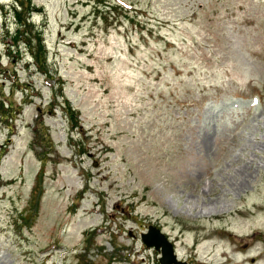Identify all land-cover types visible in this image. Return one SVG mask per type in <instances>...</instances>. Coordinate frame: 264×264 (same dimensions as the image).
Segmentation results:
<instances>
[{
    "label": "rangeland",
    "instance_id": "obj_1",
    "mask_svg": "<svg viewBox=\"0 0 264 264\" xmlns=\"http://www.w3.org/2000/svg\"><path fill=\"white\" fill-rule=\"evenodd\" d=\"M14 2L0 264H264V0Z\"/></svg>",
    "mask_w": 264,
    "mask_h": 264
},
{
    "label": "water",
    "instance_id": "obj_2",
    "mask_svg": "<svg viewBox=\"0 0 264 264\" xmlns=\"http://www.w3.org/2000/svg\"><path fill=\"white\" fill-rule=\"evenodd\" d=\"M141 238L146 247L162 253L161 264H186L179 261L174 245L161 230L151 226L148 233L142 234Z\"/></svg>",
    "mask_w": 264,
    "mask_h": 264
},
{
    "label": "trees",
    "instance_id": "obj_3",
    "mask_svg": "<svg viewBox=\"0 0 264 264\" xmlns=\"http://www.w3.org/2000/svg\"><path fill=\"white\" fill-rule=\"evenodd\" d=\"M26 5H27V8L28 6L31 5V0H25L24 1V4H22V0H15L14 2V6H15V10H22L24 8V11L23 13H26L27 11V8H26ZM39 66H43L41 62H37Z\"/></svg>",
    "mask_w": 264,
    "mask_h": 264
},
{
    "label": "bare ground",
    "instance_id": "obj_4",
    "mask_svg": "<svg viewBox=\"0 0 264 264\" xmlns=\"http://www.w3.org/2000/svg\"><path fill=\"white\" fill-rule=\"evenodd\" d=\"M233 101H234V100H233ZM237 103H242V104H243V103H247V102H243V101L238 100ZM248 104H249L250 106H252V105H253V102L250 101ZM255 104L257 105V103H255ZM255 104H254V105H255ZM219 106H220V107H218V108L221 109V110H220V114L223 113V112H226V113H230V112H239V110H241V107L238 108V111L235 110L234 105L229 106L226 110H225V108H222V105H219ZM215 108L218 109L217 106H216Z\"/></svg>",
    "mask_w": 264,
    "mask_h": 264
},
{
    "label": "flooded vegetation",
    "instance_id": "obj_5",
    "mask_svg": "<svg viewBox=\"0 0 264 264\" xmlns=\"http://www.w3.org/2000/svg\"><path fill=\"white\" fill-rule=\"evenodd\" d=\"M152 250H154V251H156L155 249H152ZM159 255L161 254V252H158V251H156Z\"/></svg>",
    "mask_w": 264,
    "mask_h": 264
}]
</instances>
